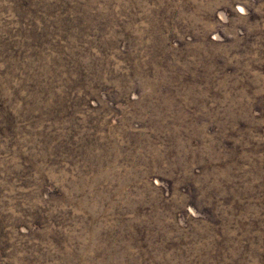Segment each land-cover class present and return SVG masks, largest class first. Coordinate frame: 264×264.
I'll list each match as a JSON object with an SVG mask.
<instances>
[{
	"label": "rangeland",
	"instance_id": "1",
	"mask_svg": "<svg viewBox=\"0 0 264 264\" xmlns=\"http://www.w3.org/2000/svg\"><path fill=\"white\" fill-rule=\"evenodd\" d=\"M0 264H264V0H0Z\"/></svg>",
	"mask_w": 264,
	"mask_h": 264
}]
</instances>
